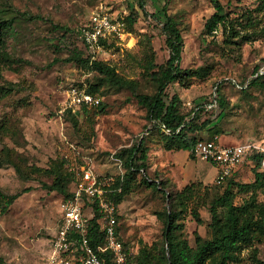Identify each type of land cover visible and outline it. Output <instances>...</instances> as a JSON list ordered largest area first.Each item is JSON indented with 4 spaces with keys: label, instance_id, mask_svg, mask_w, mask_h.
<instances>
[{
    "label": "rangeland",
    "instance_id": "374dc122",
    "mask_svg": "<svg viewBox=\"0 0 264 264\" xmlns=\"http://www.w3.org/2000/svg\"><path fill=\"white\" fill-rule=\"evenodd\" d=\"M143 1L149 15L143 14L140 0H0V14L12 20L0 42V191L19 194L5 213L0 208V264H48L65 197L50 189L53 176L47 171L54 161L64 160V170L75 173V180L66 184L70 193L88 164L104 178L123 179L124 160L116 153L142 138L148 149L147 171L127 185L118 205L122 239L134 255L131 264H138L141 249L165 246L162 217L170 209L165 191L185 201L183 209L177 204L182 209L181 236L191 246L196 232L211 238L210 206L228 181L217 183L214 165L193 158L189 151L166 150L165 130L154 127L129 89L115 87L87 67L67 61L76 49L85 59L103 61L134 81L137 92L155 93L157 85L147 67L169 58L162 31L164 6L183 36L180 65L187 73L170 84L167 93L181 97L187 120L198 116L199 122L212 121L208 129L191 136L209 138L217 131L223 144L264 147V12L257 9V0H218L230 23L212 35L205 30L215 12L212 0ZM132 9L140 13L133 24L128 21ZM94 11L120 21L122 30L121 36L92 50L83 42L82 29ZM196 70L208 74L199 77L192 73ZM260 73L257 85H249ZM93 84H101L96 92L100 96L88 92ZM72 87L101 97L103 105L71 109ZM215 95V107L194 113ZM257 163L253 156L247 157L233 181L254 182V171L264 172ZM146 177L162 183L165 191L148 186ZM250 196L251 192H238L235 202L244 203ZM254 196L264 204V186ZM234 264H264V238L244 248Z\"/></svg>",
    "mask_w": 264,
    "mask_h": 264
},
{
    "label": "trees",
    "instance_id": "16d2710c",
    "mask_svg": "<svg viewBox=\"0 0 264 264\" xmlns=\"http://www.w3.org/2000/svg\"><path fill=\"white\" fill-rule=\"evenodd\" d=\"M212 1L215 12L205 23V30L209 35L214 34V31L219 29L220 26L227 27L230 23L223 5L218 0ZM257 3V9L264 12V0H257ZM139 7L144 15H149L143 0H140ZM162 11L164 16L162 31L166 36L169 58L163 64L157 65L151 62L147 67L148 76L157 85L155 93L145 94L137 92L138 86L134 81L119 76L114 67L103 61L91 59L90 57L85 59L76 49L72 51V55L67 61H74L82 67H87L90 71L102 77V80L111 83L115 87L129 89L138 103L147 110L148 117L154 123V127L162 131L164 129L170 131L169 133L163 131L162 143L164 148L166 150L189 151L190 155L196 158L193 154L195 143L201 139L213 138L217 135V131L209 138L192 137L191 133L208 129L212 121L208 119L199 122L198 116H193L187 120L186 115L181 110V97L177 94L170 96L167 93L168 86L178 81L186 72L180 65L184 46L183 36L173 16L167 12L166 6H164ZM139 16V11L132 9L128 16L129 23L133 24ZM11 21V19L3 18L0 14V42H2L6 32L11 30ZM192 73L197 74L199 77H206L208 74V72L201 70H196ZM262 76L263 73L258 74L249 85H257ZM100 85H91L88 92L99 95L96 92L99 91ZM102 105L103 103L101 102L99 106L95 107H101ZM220 105L224 106L222 99H220ZM203 108L205 107H196L194 113L200 112ZM82 109L87 110L89 107L84 106ZM147 151L148 149L145 147L142 138L134 145L116 153L117 157L124 160L126 169L123 179L119 178L111 183L112 192L109 197L116 205H119L122 201L129 188L127 185L130 184L134 177L140 172L147 171ZM253 158L258 161L257 164H260V155L254 154ZM63 167L64 160L54 161L51 168L47 171L53 176V184L50 189L62 193L65 197H69L70 193L67 191L66 184L75 180L76 175L72 171H65ZM254 175L255 180L252 183H237L233 181L232 177L226 180L228 181V186L224 193L214 200L210 206L211 221L209 227L211 238H203L196 232L195 246H191L187 239L183 238L179 233L182 224L178 220L182 209L185 208L184 199L179 202L178 196L173 197L170 192H166L162 187V183L149 177L144 178V182L148 186L159 187V189L165 191L170 200V209L165 211L162 217L165 223L163 231L165 246L141 249L138 256V264H234L237 262L244 248L252 246L256 240L264 238V204L258 202L254 196L258 188L264 186V172L254 171ZM235 186L239 188L237 192L233 189ZM119 187H123L121 191H118ZM241 191L251 192V196L244 203L237 204L235 199L237 193ZM18 196L19 194L4 195L0 191L1 212L5 213ZM177 204L182 206V209L179 210ZM119 217L118 215V220ZM195 217L198 223L201 224L202 221H200L201 219L197 213ZM93 232L99 235V224L96 222L93 224ZM93 246L96 248V245ZM257 253L258 250L255 248L253 250L255 258H257ZM106 264H114V262L111 258H108Z\"/></svg>",
    "mask_w": 264,
    "mask_h": 264
},
{
    "label": "built area",
    "instance_id": "2783aa9c",
    "mask_svg": "<svg viewBox=\"0 0 264 264\" xmlns=\"http://www.w3.org/2000/svg\"><path fill=\"white\" fill-rule=\"evenodd\" d=\"M121 30L120 21L103 11H94L82 29V39L94 50L101 48L103 41L121 36ZM68 101V107L76 109L81 105L98 106L102 98L72 87L68 90ZM216 104L215 95L203 107L213 108ZM193 154L217 167L216 182L219 184L232 177L243 161L254 154L260 155L264 170V147L261 144H223L216 135L198 140ZM111 183V178L102 177L89 164L78 173L74 190L60 204L61 217L51 238L48 264H106L108 258L114 264H131L134 255L122 239L118 205L109 197ZM94 222L99 224V235L93 232Z\"/></svg>",
    "mask_w": 264,
    "mask_h": 264
},
{
    "label": "crops",
    "instance_id": "0c3cea01",
    "mask_svg": "<svg viewBox=\"0 0 264 264\" xmlns=\"http://www.w3.org/2000/svg\"><path fill=\"white\" fill-rule=\"evenodd\" d=\"M213 165H214V164H213ZM242 166H243V165H241V166L239 167V169H238L239 171H240V169H242ZM214 168L216 169V175H217V167H216L215 165H214Z\"/></svg>",
    "mask_w": 264,
    "mask_h": 264
}]
</instances>
